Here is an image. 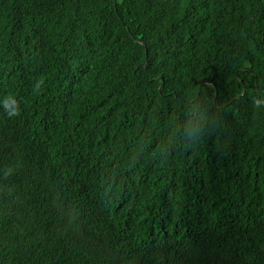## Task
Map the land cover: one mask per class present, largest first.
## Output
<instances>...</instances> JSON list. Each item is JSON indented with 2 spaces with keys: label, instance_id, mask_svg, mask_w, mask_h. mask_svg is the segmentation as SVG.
Listing matches in <instances>:
<instances>
[{
  "label": "trees",
  "instance_id": "obj_1",
  "mask_svg": "<svg viewBox=\"0 0 264 264\" xmlns=\"http://www.w3.org/2000/svg\"><path fill=\"white\" fill-rule=\"evenodd\" d=\"M0 264H264V0H0Z\"/></svg>",
  "mask_w": 264,
  "mask_h": 264
},
{
  "label": "bare ground",
  "instance_id": "obj_2",
  "mask_svg": "<svg viewBox=\"0 0 264 264\" xmlns=\"http://www.w3.org/2000/svg\"><path fill=\"white\" fill-rule=\"evenodd\" d=\"M47 29V28H46ZM57 182V181H56ZM58 192V191H57ZM12 194V193H11ZM64 197V196H63ZM11 198V197H10ZM9 198V199H10ZM14 198V197H13ZM62 198V197H61ZM76 198V197H75ZM19 200V199H18ZM59 201V200H58ZM75 201V200H74ZM10 202V201H9ZM26 202V201H25ZM7 203V202H6ZM52 206V205H51ZM56 206V205H55ZM58 207H59V205H58ZM6 208V207H5ZM19 208V207H18ZM70 208V207H69ZM29 209V208H28ZM39 210V209H38ZM57 215H59V214H57ZM49 216V215H48ZM77 217V216H76ZM25 218V217H24ZM33 219V218H32ZM44 219V218H43ZM48 221V220H47ZM21 222V221H20ZM35 222V221H34ZM76 222V221H75ZM39 223H41V222H39ZM68 223V222H67ZM4 228V227H3ZM47 228V227H46ZM64 229H65V227H64ZM2 230V229H1ZM44 231V230H43ZM7 233V232H6ZM62 234V233H61ZM30 235V234H29ZM66 235V234H65ZM53 236V235H52ZM45 237V236H44ZM51 237V236H50ZM5 239V238H4ZM80 240V239H79ZM61 241V240H60ZM49 242V241H48ZM139 242V241H138ZM57 245V244H56ZM152 248V247H151ZM46 249V248H45ZM61 249V248H60ZM30 250V249H29ZM142 250V249H141ZM146 250V249H145ZM156 251V250H155ZM65 253V252H64ZM18 254V253H17ZM15 255V254H14ZM28 257V256H27ZM32 257V256H31ZM26 258V257H25ZM40 258V257H39ZM38 259V258H37ZM70 259V258H69ZM9 261H10V259H9ZM56 261V260H55ZM69 261V260H68ZM19 262V261H18ZM12 263V262H11ZM28 263V262H27ZM36 263V262H35ZM56 263V262H55Z\"/></svg>",
  "mask_w": 264,
  "mask_h": 264
}]
</instances>
